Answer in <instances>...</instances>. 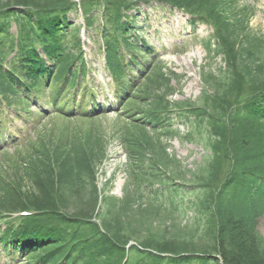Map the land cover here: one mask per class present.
Wrapping results in <instances>:
<instances>
[{
	"label": "trees",
	"instance_id": "trees-1",
	"mask_svg": "<svg viewBox=\"0 0 264 264\" xmlns=\"http://www.w3.org/2000/svg\"><path fill=\"white\" fill-rule=\"evenodd\" d=\"M175 11L194 29L212 25L215 34L200 44L209 58L224 61L221 77L205 79L209 91L198 105L172 102L175 75L158 74L131 99L141 107L118 114L139 130L202 145L210 153L200 170L205 176L198 188L176 184L162 168L178 163L163 148L160 155L133 134L121 144L134 183L157 185L151 195L174 212L181 211L177 200L187 201L204 243L181 238V229L172 238L156 229L154 210L132 198L103 196L96 177L103 145L63 141L33 150L16 181L0 178L2 253L23 264H264V238L252 224L264 208V35L249 27L252 14L242 0H0V126L8 121L3 113L27 116L43 98L57 104L61 118L88 113L65 108L74 96L94 99L81 82L79 17L104 49L122 98L152 58L142 37L160 30L149 22ZM180 121L195 131L180 137L171 130Z\"/></svg>",
	"mask_w": 264,
	"mask_h": 264
},
{
	"label": "rangeland",
	"instance_id": "rangeland-1",
	"mask_svg": "<svg viewBox=\"0 0 264 264\" xmlns=\"http://www.w3.org/2000/svg\"><path fill=\"white\" fill-rule=\"evenodd\" d=\"M242 1L247 5L252 14L249 27L257 32L258 35H264V0ZM165 18V21H161L157 17L153 20V24L155 25L158 22L164 23L165 28L162 31L164 39H162L161 45L168 47L165 51L166 57L168 55H174L175 57L167 59L166 57H158L157 61L155 60L156 66L151 70V73L149 71V74L144 77L146 79L142 83L141 88H139V92L145 90V83L147 84L149 81L154 80L160 71L166 76L172 73V75H175L172 78V88L175 90L171 98L172 102L201 105L204 100V92L209 91L205 86V79L210 74L219 79L221 77L220 71L225 66L222 58L220 61L212 57L209 58L205 54V51L198 46L199 42L208 40L215 34L213 27L207 23V25L198 26L192 32L191 26L186 22V18L181 13H175V16L169 23H167L168 16ZM75 24L77 28H80L82 25L80 17L75 20ZM149 24H152V22ZM149 36L146 37L148 42L158 47L159 44L156 43V40H153ZM84 52L87 68L92 70L85 81L88 88L95 89L98 94H110L108 74L104 69L99 48L96 44H90L89 46H84ZM174 61L178 62V64H175ZM175 77H179V80H175ZM136 95V93L132 94L133 98ZM46 102L47 100L43 101L41 105L47 104ZM97 102L100 105L110 107L115 104V97H107L104 100L98 99ZM137 105L126 102L123 108L126 109L127 106L141 107V105ZM45 106L49 115L44 117L39 116L35 108L30 106L29 110L27 109L28 114H26L31 119L28 120L23 114L19 119L11 120L4 126L0 135V144L3 145L0 148V178L2 177L9 182H12V180L16 181L22 173L23 164L29 160L33 150L40 146L49 145L50 142L53 144L55 142L63 143V141H67L79 146H94L97 142L103 145L106 155L104 163L99 168L96 176L97 187L102 191L103 196L113 197L119 201L126 197L132 198L136 205L142 204L154 210L157 215L153 218L156 229L158 228L162 231L167 229L166 231H169L171 238L174 236L171 233L176 234L175 230L181 229V236H183L181 238L185 240L189 238L195 239L200 245L204 243L201 237L202 231L195 232V228L197 227L195 226L196 216L193 210L190 209L187 201L181 206L177 200L176 206H179L181 211L180 213L174 212L167 202L162 200V202L157 201L155 200V196L151 195L152 190L157 188V185H153L152 182L140 183L141 188L137 190L134 184V177L126 162L121 140L127 137V134L139 135L148 143V146L152 150L158 153L160 152V148L164 146V153L167 158L169 160L175 158L178 165L176 163L173 164L174 162L172 164L164 162L163 172L167 177H173L176 184L193 187V189L198 188L200 179L205 176V174H201L200 170L210 154L209 151L204 149V147L202 148V145L198 143L191 144L185 140L170 139L166 134L158 135L149 132V130H139V128L133 126V123L126 121L125 115L107 114L106 112L108 111L105 110L106 112L103 117L98 115L100 118L90 123L77 116L70 117L68 120L63 117L61 118L53 113L56 111L53 105ZM94 107H96V104L86 105V108L90 110L94 109ZM145 107L142 110H145ZM172 125L171 130L179 133L180 137L195 131L194 124L190 125L185 121H180V123L174 122ZM260 213L253 219L252 224L257 234L264 238V208L261 209ZM192 230L195 233L193 235H191ZM0 264L22 263H20V260L19 262L17 260L13 261L0 254Z\"/></svg>",
	"mask_w": 264,
	"mask_h": 264
},
{
	"label": "bare ground",
	"instance_id": "bare-ground-1",
	"mask_svg": "<svg viewBox=\"0 0 264 264\" xmlns=\"http://www.w3.org/2000/svg\"><path fill=\"white\" fill-rule=\"evenodd\" d=\"M167 58H172V56H169V55H168V56L166 57V59H167ZM174 63H175V64H178V62H175V61H174Z\"/></svg>",
	"mask_w": 264,
	"mask_h": 264
}]
</instances>
